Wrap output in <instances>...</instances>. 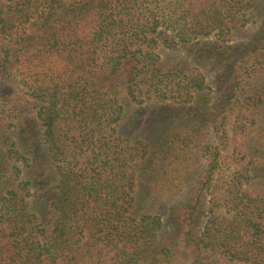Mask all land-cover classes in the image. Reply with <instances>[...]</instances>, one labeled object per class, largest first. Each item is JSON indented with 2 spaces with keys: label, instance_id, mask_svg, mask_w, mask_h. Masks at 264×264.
Segmentation results:
<instances>
[{
  "label": "trees",
  "instance_id": "16d2710c",
  "mask_svg": "<svg viewBox=\"0 0 264 264\" xmlns=\"http://www.w3.org/2000/svg\"><path fill=\"white\" fill-rule=\"evenodd\" d=\"M262 19L264 0H0V70L41 129L15 127L17 140L2 123L18 105L0 92V264H264V25L243 50L228 44ZM159 41L211 59L232 86L211 102L203 75L154 58ZM179 95L194 109L188 122L128 121L127 105ZM207 110L214 149L195 144L191 120ZM200 150L209 161L194 203L179 209L181 253L169 243L174 220L155 207L180 193ZM205 193L211 209L194 234Z\"/></svg>",
  "mask_w": 264,
  "mask_h": 264
},
{
  "label": "rangeland",
  "instance_id": "374dc122",
  "mask_svg": "<svg viewBox=\"0 0 264 264\" xmlns=\"http://www.w3.org/2000/svg\"><path fill=\"white\" fill-rule=\"evenodd\" d=\"M264 25V19L259 20L256 24L250 23L246 28L239 30V32H236L232 41H229L228 44H231L235 50L241 51L245 48L246 45H248L252 39H254V36L258 32V30ZM167 34H169V38L172 41L176 40L174 32L172 30H168ZM214 35V34H212ZM206 42H217V39L213 36H210L205 39H201ZM223 42L218 43L219 46L222 45ZM154 58H161L163 62L168 65H176L173 64L175 62H179L181 65L180 68H182L183 72H185L186 75H203L206 79L207 87L214 90L211 93V102H218L221 100V98L227 93V90L232 86L233 78L231 79V75L227 72L226 69L220 68L218 64L214 63L211 59H203L194 57L190 55L185 49L182 47H178L175 50H170L169 48L165 47L162 44V41L158 42V47L155 48L154 51ZM171 62V63H170ZM178 66V65H177ZM16 68V65H14V69ZM12 73H15L16 70L9 71ZM18 80V79H17ZM12 80L1 73L0 70V92L2 94H9L11 95L14 102L18 105V112L17 116L18 119L13 120L12 122L10 120L6 121V123H2L7 126V124H11L9 128L6 127L9 131H12L11 128H13L14 136L17 133L15 130L23 126L28 127L29 130H33L36 136H40L41 129L39 127V124L36 122V120L33 118V110L31 106L26 104V101H22L21 104V96L23 97L24 90L21 88L15 89L11 85ZM65 82V85H67ZM121 91V89H119ZM68 90L63 91V93H67ZM124 91L120 92V98H124L125 96ZM20 100V102H19ZM27 100V99H26ZM184 101V99L179 95V97H176V99L172 100L170 99L166 103H163L164 105H158V107H155L153 105L148 106H140L136 107L133 105H127L126 107L129 108L127 115H128V121L133 120L134 118L138 120L144 128H148V125L154 123L156 126L157 117H160L161 119L169 118L172 120H169L170 122L176 121L178 116L181 117V120L184 122H188L191 118L188 116H185L188 112L194 111V109H189V105H184L181 102ZM130 102V101H128ZM157 105L155 102H151ZM129 104V103H126ZM0 109H2V104L0 103ZM5 109V108H4ZM156 110V112H155ZM168 112H172V114H166ZM164 113V114H163ZM196 119H192L194 123H197L200 130L199 133L196 134L195 144H197L199 140V144L202 145L201 148H205L208 144V147H211V149H214L216 146H218L219 141L217 137V131L215 130L216 125L214 124V114L210 110H207L203 116L195 117ZM232 120L233 118H228L226 122L225 129L226 131L231 134L232 130ZM11 122V123H10ZM1 125V124H0ZM154 126V127H155ZM154 129V128H153ZM17 140H19L20 136H15ZM20 141V140H19ZM18 141V142H19ZM220 153L221 157L227 158L231 154V149L229 144L223 145L220 147ZM209 154L207 151L200 150L198 155L194 152V155L196 156L195 161V167L193 168L194 174L191 177H185L184 179V186L182 187V190L180 193L178 192L175 196L166 199L164 205L161 208L155 207L156 214L159 213L161 217L163 218L164 222L166 223L167 220L173 219L175 226L169 225L168 229L173 230L169 235V243L173 244L174 246H178V250L181 253H184L186 251L185 249V243H184V235L186 232V224L183 223L179 219V209L187 206L188 204H193L194 199L197 196L198 193V182H200L201 179V173L203 171V168L207 167L208 161H209ZM223 160L221 159V162ZM223 166L225 167V171L223 173V177L230 179L232 172L234 171L233 167H231L228 160L224 159ZM210 193H205L203 199H202V208L204 211L197 217L196 219V225L193 227V233L194 234H200L201 228L208 216V210L211 209V196ZM193 200V202H192ZM160 209V211H159ZM162 210V211H161ZM217 215H224L225 211L222 208H214ZM179 256V255H178ZM186 258V257H185ZM184 256H182V262L185 260ZM214 259L210 258L207 260V262L203 264H213ZM143 264V263H141ZM181 264V263H179Z\"/></svg>",
  "mask_w": 264,
  "mask_h": 264
}]
</instances>
